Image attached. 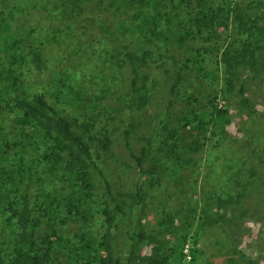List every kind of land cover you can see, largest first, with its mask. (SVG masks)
Instances as JSON below:
<instances>
[{"label":"trees","instance_id":"trees-1","mask_svg":"<svg viewBox=\"0 0 264 264\" xmlns=\"http://www.w3.org/2000/svg\"><path fill=\"white\" fill-rule=\"evenodd\" d=\"M35 73L53 81L35 89ZM254 73L264 76V0H0V264H183L190 240L197 264L216 222L206 206L185 219L162 212L152 230L134 222L162 170L178 174L192 164L184 155L207 147L218 155V126L253 117L244 76ZM205 78L216 84L207 104ZM158 99L165 111L152 114ZM119 135L150 191H115ZM140 244L154 248L118 250Z\"/></svg>","mask_w":264,"mask_h":264},{"label":"rangeland","instance_id":"rangeland-1","mask_svg":"<svg viewBox=\"0 0 264 264\" xmlns=\"http://www.w3.org/2000/svg\"><path fill=\"white\" fill-rule=\"evenodd\" d=\"M31 4L34 5L33 2ZM35 12L39 15V19L43 17L44 12ZM32 19L39 20L34 15ZM59 66L60 64L56 60L51 68L53 71H57L60 69ZM31 77L29 83L34 84L35 89H41V84L53 81L54 74L38 75L35 73ZM244 77L246 79V97L251 101L256 112L253 117L248 119L246 113V117L243 119L247 121L241 122L243 120H237L239 116H236V110L231 107L230 112L236 117L224 131L222 126H218L217 137L212 141L215 143L219 138H227L225 142L221 143L219 154L213 155L214 152H211L208 147L199 153L186 154L182 152L186 154L184 158L191 160L192 164L175 175L173 167L162 170L160 172L162 179L160 190L157 193H152L148 201L146 200L148 206L144 213L142 210L139 212L137 210L138 219L134 224L139 227V231H142L145 226L152 230L154 227L151 224L158 222L155 219L160 215L166 216L161 214L162 212L174 215L180 213V217L185 219L192 216L193 207L201 209L206 206L211 217L209 222L215 220L219 221V224L208 223L209 225L201 232L198 249L202 250V253L197 264H264V76L254 73L249 74V77ZM201 81H203L201 83L202 97H207L204 100V103L207 104L216 95L213 92L212 97H209L216 84L209 78ZM160 82L163 83V81ZM37 84L40 86H36ZM95 89L97 93L101 91V87H95ZM218 102L220 105H225L223 101ZM106 104H103L104 108ZM153 105L150 107V113H164L166 107L159 99ZM186 105L180 103L177 106V111L180 113V110ZM207 110L210 111V106L207 107ZM246 110L249 111V109ZM147 116L137 119L146 123ZM141 133H145L144 128L140 129ZM208 136L212 137L211 133H208ZM118 139L113 155L109 157L108 168V176L112 184L116 185L115 191L133 192L138 185L149 190L150 181L148 180V182L145 177L140 176L136 160L130 155L131 152L125 147L120 135ZM188 141L192 142V138ZM132 145L133 153L136 156L141 155L142 143L133 141ZM223 153H225L226 159L230 158L231 160H226ZM227 162L228 165H225ZM149 167L150 163L147 162L145 168ZM246 184H248V189H246ZM241 192L244 197L238 204L227 206L218 201L226 199L229 195L237 199ZM198 214L200 217L201 211ZM141 216L143 220L139 225ZM178 225L179 223H176L175 227L177 228ZM148 233H153V231ZM157 233L158 231L154 234ZM124 234L122 235L124 236ZM163 236L159 235V239L165 240L166 246L169 248L172 242L169 243L168 236ZM126 238L127 236L120 240L121 245H124ZM140 245V247H118V250H121L122 257L129 256L132 249H136L141 256H146L154 248L149 244ZM192 246L193 242L190 240L185 248L186 256L183 264H193Z\"/></svg>","mask_w":264,"mask_h":264},{"label":"built area","instance_id":"built-area-1","mask_svg":"<svg viewBox=\"0 0 264 264\" xmlns=\"http://www.w3.org/2000/svg\"><path fill=\"white\" fill-rule=\"evenodd\" d=\"M192 259V258H191Z\"/></svg>","mask_w":264,"mask_h":264}]
</instances>
